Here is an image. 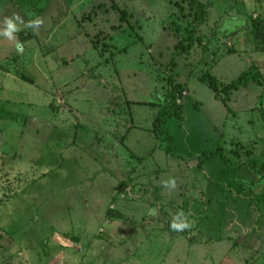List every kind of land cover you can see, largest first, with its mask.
<instances>
[{"label": "rangeland", "instance_id": "rangeland-1", "mask_svg": "<svg viewBox=\"0 0 264 264\" xmlns=\"http://www.w3.org/2000/svg\"><path fill=\"white\" fill-rule=\"evenodd\" d=\"M198 1L192 30L186 0H0V28L44 20L0 36V264H264V0ZM248 69L225 98L199 79Z\"/></svg>", "mask_w": 264, "mask_h": 264}, {"label": "trees", "instance_id": "trees-1", "mask_svg": "<svg viewBox=\"0 0 264 264\" xmlns=\"http://www.w3.org/2000/svg\"><path fill=\"white\" fill-rule=\"evenodd\" d=\"M189 2V4L192 6V8L196 9V12L194 14V18L192 20L191 28L192 30H196V27L200 22L203 21V9L205 7V4L201 1L198 0H186ZM200 11V13H198ZM182 40L179 39L178 42L174 45V50L172 52V58L170 61V65L174 64V56L179 54L180 51L185 50V47L182 46ZM169 65V66H170ZM199 79L202 83L208 85L209 88H211L214 91L215 97L218 98L219 93H222V96L225 98V96L230 95V91L232 89H236L239 85L241 84H246L249 81L255 80L258 83H262V79L260 77V74L255 71L251 72V70H245L241 72L237 78V80H233L228 82L227 84H220L215 77L210 75L207 72L202 73L199 76ZM167 84H168V96L163 99V101H160L158 103H155L158 107L155 113V117L153 120V125L156 130L164 134V138L168 139L169 136L167 134L166 129L163 127L164 122H165V117L167 115H174L178 120H181L182 118V112L180 110V107L178 105V100L180 97L181 93V86L177 83H174L173 81V75H171L170 71L169 74L167 75ZM169 97V99H168ZM168 99V100H167ZM222 101H225V99H222ZM165 150L170 152V146L169 143L166 142ZM198 159V166L199 168H203L204 164H206L208 158L210 157L207 154L199 153L197 154ZM255 165L257 164L256 162H253ZM256 166H255V169ZM241 194H238L237 196L240 197ZM253 200V208L255 211V221H258V219L261 216H264V194L254 196L252 197Z\"/></svg>", "mask_w": 264, "mask_h": 264}, {"label": "clouds", "instance_id": "clouds-1", "mask_svg": "<svg viewBox=\"0 0 264 264\" xmlns=\"http://www.w3.org/2000/svg\"><path fill=\"white\" fill-rule=\"evenodd\" d=\"M44 20L42 17H35L25 21L18 13H12L11 16H6L3 19V27L0 28V36L6 38L9 41L15 42V48L17 51H23V44L19 42L17 34L22 31L21 25L26 28H31L33 32H38L40 27L43 25ZM162 186L166 189L174 190L177 186L176 179L174 177H168L162 180ZM150 214L156 216L159 214L158 208L150 209ZM170 228L176 232H182L191 227V221L188 215L181 209L178 210L173 217Z\"/></svg>", "mask_w": 264, "mask_h": 264}]
</instances>
